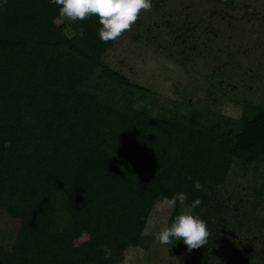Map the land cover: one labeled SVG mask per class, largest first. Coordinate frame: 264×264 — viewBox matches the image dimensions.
Here are the masks:
<instances>
[{
  "label": "trees",
  "instance_id": "trees-1",
  "mask_svg": "<svg viewBox=\"0 0 264 264\" xmlns=\"http://www.w3.org/2000/svg\"><path fill=\"white\" fill-rule=\"evenodd\" d=\"M63 20L50 0H0V56L42 50L0 60V95L20 90L0 98V264H120L157 201L183 192L209 206L236 160L264 158V107L233 119L161 102L103 62L114 41L95 15L73 36ZM225 243L210 264H264V237ZM169 253L191 252L177 241Z\"/></svg>",
  "mask_w": 264,
  "mask_h": 264
},
{
  "label": "rangeland",
  "instance_id": "rangeland-1",
  "mask_svg": "<svg viewBox=\"0 0 264 264\" xmlns=\"http://www.w3.org/2000/svg\"><path fill=\"white\" fill-rule=\"evenodd\" d=\"M151 2V10L142 11L131 30L114 41L105 64L161 102H191L233 119L241 116L245 104L264 107V0ZM63 21L66 34L75 35V22ZM28 49L35 56L42 51ZM28 49L20 55L16 48L0 60L32 56ZM18 91L5 90L0 98L18 97ZM162 201L150 213L141 245L125 251L135 255L133 264H210L211 255L222 257L218 252L225 242L236 245L264 237V158L249 164L236 160L215 201L196 208L210 236L205 247L190 255L169 253L177 241L154 242L172 212L162 209ZM147 205L138 209L139 216ZM87 240L84 234L77 238L80 244Z\"/></svg>",
  "mask_w": 264,
  "mask_h": 264
},
{
  "label": "clouds",
  "instance_id": "clouds-1",
  "mask_svg": "<svg viewBox=\"0 0 264 264\" xmlns=\"http://www.w3.org/2000/svg\"><path fill=\"white\" fill-rule=\"evenodd\" d=\"M7 3V0H4ZM50 3L59 6V16L69 22L84 21L95 15L101 27L98 29L99 39L107 43L116 41L126 31H130L137 22L142 11H150L151 0H50ZM191 180V177H186ZM196 190H204L200 181L194 182ZM211 195L210 192L207 193ZM187 196L180 192L171 198L165 197L162 201V209L174 210L177 204L180 212L171 217V223L161 228L154 236V242L159 245H173L176 241H182L187 246V251L205 247L210 232L204 220L193 214L202 201L195 199L190 205ZM105 259L112 257L110 247L102 246ZM133 253L125 252L120 264H133L135 260Z\"/></svg>",
  "mask_w": 264,
  "mask_h": 264
}]
</instances>
